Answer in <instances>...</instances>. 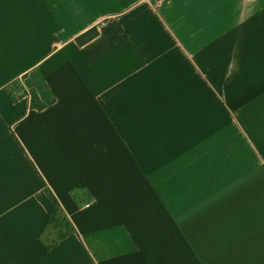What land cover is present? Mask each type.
<instances>
[{"label": "crops", "instance_id": "1", "mask_svg": "<svg viewBox=\"0 0 264 264\" xmlns=\"http://www.w3.org/2000/svg\"><path fill=\"white\" fill-rule=\"evenodd\" d=\"M0 264H264V0H0Z\"/></svg>", "mask_w": 264, "mask_h": 264}, {"label": "trees", "instance_id": "2", "mask_svg": "<svg viewBox=\"0 0 264 264\" xmlns=\"http://www.w3.org/2000/svg\"><path fill=\"white\" fill-rule=\"evenodd\" d=\"M96 36H98V31L96 28H94L78 37L76 41L79 45H83L93 40ZM32 106L38 109L44 108V105L39 102L35 94L32 95ZM47 192L56 204V212L49 222L48 229L45 231L42 241L45 243L48 249H51L58 245L59 242L65 239L68 235L74 233L75 229L69 219L61 211L51 192L48 190Z\"/></svg>", "mask_w": 264, "mask_h": 264}]
</instances>
